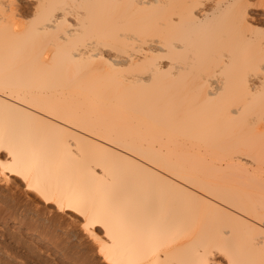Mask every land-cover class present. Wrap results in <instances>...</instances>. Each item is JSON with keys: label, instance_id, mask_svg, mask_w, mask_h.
I'll return each mask as SVG.
<instances>
[{"label": "bare ground", "instance_id": "bare-ground-1", "mask_svg": "<svg viewBox=\"0 0 264 264\" xmlns=\"http://www.w3.org/2000/svg\"><path fill=\"white\" fill-rule=\"evenodd\" d=\"M32 1L22 26L21 0H0V147L32 162L12 184L44 212L71 200L106 217L114 240L95 232L112 264L145 248L185 264L210 241L264 264L249 229L264 215V98L246 79L264 31L251 0Z\"/></svg>", "mask_w": 264, "mask_h": 264}, {"label": "rangeland", "instance_id": "rangeland-1", "mask_svg": "<svg viewBox=\"0 0 264 264\" xmlns=\"http://www.w3.org/2000/svg\"><path fill=\"white\" fill-rule=\"evenodd\" d=\"M32 2L21 0L15 20L22 26L34 16ZM249 7L252 26L264 31V0H251ZM32 198L13 184L0 185V264H101L94 245L73 230L67 217L44 212Z\"/></svg>", "mask_w": 264, "mask_h": 264}, {"label": "snow or ice", "instance_id": "snow-or-ice-1", "mask_svg": "<svg viewBox=\"0 0 264 264\" xmlns=\"http://www.w3.org/2000/svg\"><path fill=\"white\" fill-rule=\"evenodd\" d=\"M40 6L38 5L37 8ZM190 14L201 8L199 3H190L187 5ZM243 18L238 17L237 23L243 24ZM246 79L249 88L255 86V91L264 98V61L258 65L253 66L246 73ZM235 110V106H232ZM32 162L22 158L11 146L0 147V184L11 185L13 177H23L27 181L31 171ZM28 190L36 192L40 199L45 203H53L49 200V194L38 185L33 186L31 182L28 183ZM73 213L74 217L69 221L73 230L82 232L87 238L95 241L100 250V256L106 264H112V261L107 254L110 246L106 245L103 240L96 236L95 229L97 226L104 230V237L107 240H114L112 232V225L110 221L96 212L74 203L71 200L65 202L64 200H57L54 202L53 213L60 217H67L68 213ZM250 231L254 234L253 243L258 245L260 251L264 253V215L260 217L257 225L255 219L249 226ZM134 264H171L168 259V250L165 248H145L137 253V259ZM185 264H238L227 244L217 242H208L196 250L194 258L185 261Z\"/></svg>", "mask_w": 264, "mask_h": 264}]
</instances>
